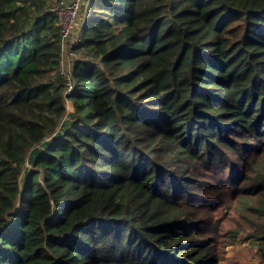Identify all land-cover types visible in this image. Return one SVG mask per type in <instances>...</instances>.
<instances>
[{
    "label": "trees",
    "instance_id": "trees-1",
    "mask_svg": "<svg viewBox=\"0 0 264 264\" xmlns=\"http://www.w3.org/2000/svg\"><path fill=\"white\" fill-rule=\"evenodd\" d=\"M58 1L0 0V264L264 255V0H88L65 94Z\"/></svg>",
    "mask_w": 264,
    "mask_h": 264
},
{
    "label": "rangeland",
    "instance_id": "rangeland-1",
    "mask_svg": "<svg viewBox=\"0 0 264 264\" xmlns=\"http://www.w3.org/2000/svg\"><path fill=\"white\" fill-rule=\"evenodd\" d=\"M87 1L88 0L83 1L80 16H84ZM81 22H82V19H81ZM79 23L80 21L78 20L76 22V26L73 27L74 33H77ZM66 41H68L69 43L71 41V38L66 39ZM74 60L75 58L71 56V53L66 46L65 50L62 53V65L60 66L61 68L60 71L67 72L69 67H71L72 63L74 62ZM64 105H65L66 112H69L71 110L70 104L65 103ZM226 206L222 209V211H219V213L217 214V216H219L218 220L221 221L222 223L226 221L225 219L228 216L227 214L228 210L226 209ZM224 210H226L225 213H224ZM212 228L213 226H211L209 230L211 231ZM214 233H215V229H213L211 235H214ZM218 238L219 237H217V239ZM216 247L218 251L220 252V256H221V262L219 264H264V255H261L255 249V247H252V245L246 240H240L239 242L234 243V244L217 243Z\"/></svg>",
    "mask_w": 264,
    "mask_h": 264
},
{
    "label": "built area",
    "instance_id": "built-area-1",
    "mask_svg": "<svg viewBox=\"0 0 264 264\" xmlns=\"http://www.w3.org/2000/svg\"><path fill=\"white\" fill-rule=\"evenodd\" d=\"M84 0H59L52 8L54 14L58 17L59 25L61 27V57L59 62V72L63 81L66 84L65 89L62 94L67 93L71 88V77H70V69L67 72H61L60 66L62 65V53L65 50L66 46L75 59L77 58V54L71 50V47L77 43L79 28L81 26V19L83 20V16H80L82 4ZM80 21L78 24L79 27L77 29V33H74L73 27L76 26V22ZM70 39L71 41L68 43L66 39ZM69 44V45H68ZM72 66V65H71Z\"/></svg>",
    "mask_w": 264,
    "mask_h": 264
}]
</instances>
